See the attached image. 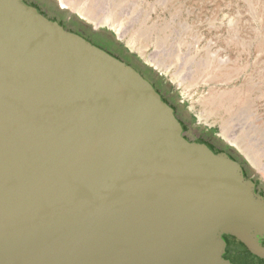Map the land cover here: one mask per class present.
<instances>
[{
	"label": "water",
	"instance_id": "obj_1",
	"mask_svg": "<svg viewBox=\"0 0 264 264\" xmlns=\"http://www.w3.org/2000/svg\"><path fill=\"white\" fill-rule=\"evenodd\" d=\"M264 259V201L131 67L0 0V264Z\"/></svg>",
	"mask_w": 264,
	"mask_h": 264
},
{
	"label": "rangeland",
	"instance_id": "obj_2",
	"mask_svg": "<svg viewBox=\"0 0 264 264\" xmlns=\"http://www.w3.org/2000/svg\"><path fill=\"white\" fill-rule=\"evenodd\" d=\"M21 1L102 42L152 86L190 142L236 163L264 201V0H35L62 25Z\"/></svg>",
	"mask_w": 264,
	"mask_h": 264
},
{
	"label": "flooded vegetation",
	"instance_id": "obj_3",
	"mask_svg": "<svg viewBox=\"0 0 264 264\" xmlns=\"http://www.w3.org/2000/svg\"><path fill=\"white\" fill-rule=\"evenodd\" d=\"M28 5L36 8L39 11V13L43 14L49 20H52V21L57 22L59 24L62 23V17L60 15L49 13L48 11L44 10L42 8V6L38 2H36L35 0H30ZM64 28L71 31V32H74L76 34L83 36L86 40L91 42L93 45L107 51L110 54H113L112 52H110V50H108V48L102 42L97 41L94 37L87 35L83 31H80V30H77V29H74L73 27H71L69 25V21H67V23L64 25ZM145 77L150 81V79L146 75H145ZM150 82H152V81H150ZM152 84L157 90L161 91L156 83L152 82ZM185 138L187 140H189V138L187 136H185ZM223 237L226 241V249H225L223 256L225 259L229 260L232 264H264V259L253 255L245 247V245H243L235 237L230 236V235H224ZM260 241H261L262 245L264 246V238H261Z\"/></svg>",
	"mask_w": 264,
	"mask_h": 264
},
{
	"label": "bare ground",
	"instance_id": "obj_4",
	"mask_svg": "<svg viewBox=\"0 0 264 264\" xmlns=\"http://www.w3.org/2000/svg\"><path fill=\"white\" fill-rule=\"evenodd\" d=\"M82 13V16H84L85 18H88V19H90V20H94L93 18L94 17H92V14H90V13H86V11H83V12H81ZM108 18V17H107ZM101 20V19H100ZM97 22V21H96ZM103 24H106L108 27H110L111 29H113V30H115L116 32H117V34L119 35V37L120 38H125L126 37V32H127V30H126V32H124V29H122L121 30V26H119L118 24L116 25L114 22H112V20L110 19L109 20V18L107 19V20H104L103 19ZM99 23V22H98ZM130 44V46H131V44H132V41L129 43ZM132 46L134 47V45L132 44ZM143 53V52H142ZM153 56V55H152ZM155 57V56H154ZM150 61H153V62H155V63H157V61L155 60V58H151L150 59ZM159 64H161L160 62H159ZM162 68V67H161ZM223 132H224V130H223ZM228 138H229V141H231L233 144H235V145H240V144H238L237 142H236V139L235 138H233L232 136H228ZM239 148L243 151V153L245 154V156L251 161V163L256 167H258V165L256 164V161H255V159H254V157H252V154L248 151V150H246V148H243L241 145L239 146ZM262 167V166H261ZM261 169V171L262 172H264V169L263 168H260Z\"/></svg>",
	"mask_w": 264,
	"mask_h": 264
}]
</instances>
